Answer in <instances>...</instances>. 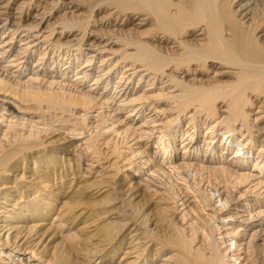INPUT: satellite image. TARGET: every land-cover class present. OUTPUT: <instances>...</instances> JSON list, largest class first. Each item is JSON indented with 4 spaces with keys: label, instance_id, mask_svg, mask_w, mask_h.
Returning a JSON list of instances; mask_svg holds the SVG:
<instances>
[{
    "label": "bare ground",
    "instance_id": "6f19581e",
    "mask_svg": "<svg viewBox=\"0 0 264 264\" xmlns=\"http://www.w3.org/2000/svg\"><path fill=\"white\" fill-rule=\"evenodd\" d=\"M0 264H264V0H0Z\"/></svg>",
    "mask_w": 264,
    "mask_h": 264
},
{
    "label": "rangeland",
    "instance_id": "374dc122",
    "mask_svg": "<svg viewBox=\"0 0 264 264\" xmlns=\"http://www.w3.org/2000/svg\"><path fill=\"white\" fill-rule=\"evenodd\" d=\"M88 84H90V82Z\"/></svg>",
    "mask_w": 264,
    "mask_h": 264
}]
</instances>
